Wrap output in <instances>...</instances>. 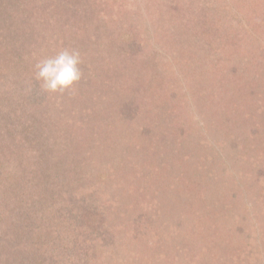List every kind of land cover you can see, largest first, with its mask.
Returning <instances> with one entry per match:
<instances>
[{
	"label": "rangeland",
	"instance_id": "obj_1",
	"mask_svg": "<svg viewBox=\"0 0 264 264\" xmlns=\"http://www.w3.org/2000/svg\"><path fill=\"white\" fill-rule=\"evenodd\" d=\"M64 47L83 77L45 92ZM142 255L264 264V0H0V264Z\"/></svg>",
	"mask_w": 264,
	"mask_h": 264
},
{
	"label": "clouds",
	"instance_id": "obj_2",
	"mask_svg": "<svg viewBox=\"0 0 264 264\" xmlns=\"http://www.w3.org/2000/svg\"><path fill=\"white\" fill-rule=\"evenodd\" d=\"M82 54L74 47L60 48L54 55L39 59L34 65L35 78L45 92L74 93L83 77Z\"/></svg>",
	"mask_w": 264,
	"mask_h": 264
},
{
	"label": "trees",
	"instance_id": "obj_3",
	"mask_svg": "<svg viewBox=\"0 0 264 264\" xmlns=\"http://www.w3.org/2000/svg\"><path fill=\"white\" fill-rule=\"evenodd\" d=\"M127 98H126V100H125V104L127 105V104H129L130 102L128 101L127 102ZM128 178H129V176H128ZM133 178V175L131 174L130 175V179H132ZM36 186V189H39L38 187H39V184L37 185H35ZM54 194V192H52V190L51 189H49V188H45V190H42V191H38V192H36V195H32V198H33V201L28 205V206H20L21 207V211L23 212V214H25L28 218H30V220H32V219H35L36 218V216H37V218H38V215H39V212H38V215H36L35 214V211H38V210H35V209H32V206H34L35 207V205H36V202H38V203H40L41 202V204H42V201H44V203L40 206L41 207V212L43 213L44 211L43 210H46L47 209V206L48 207H50V205H55L56 204V197H53V198H51V195H53ZM26 196H23V198H21V200H19V201H22V202H24V204L25 203H27V199L25 198ZM50 200V201H49ZM48 202H49V204H48ZM37 203V204H38ZM37 206V205H36ZM38 207V206H37ZM36 218V219H37ZM38 220V219H37ZM102 221L104 222V220L102 219ZM9 223V222H8ZM32 224H34V223H32ZM57 227H61V224H57ZM21 228H22V231L20 232V233H22V234H27V236H28V238L27 239H29V242L31 241L32 242V238H31V236L32 235H34V234H36V233H34V228L31 226V224H30V222H27V220L22 224V226L21 225H19V228L18 229H16V230H18V231H20L21 230ZM127 238V237H126ZM33 243V242H32ZM23 253H26V251H24ZM25 255V254H24ZM26 256V255H25ZM117 257H119V256H117ZM15 259H17V258H14V260ZM24 259V258H23ZM119 259V258H118ZM148 260H150L149 258H148V255H146V257H145V255H142V256H137V259H136V261H134V263L132 262V264H147V261ZM7 262V263H6ZM13 261H9V260H5V262L3 263V264H13L12 263ZM25 262H27L28 264H32L31 262H30V259L29 260H27V261H25ZM142 262V263H141ZM151 262V261H150ZM34 264H36V263H34ZM122 264H127V262L125 263H122Z\"/></svg>",
	"mask_w": 264,
	"mask_h": 264
}]
</instances>
